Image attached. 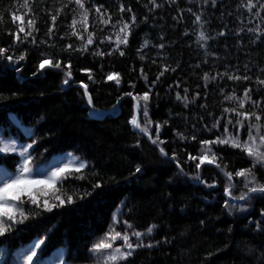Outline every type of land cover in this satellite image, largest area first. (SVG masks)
Segmentation results:
<instances>
[{
  "label": "trees",
  "instance_id": "1",
  "mask_svg": "<svg viewBox=\"0 0 264 264\" xmlns=\"http://www.w3.org/2000/svg\"><path fill=\"white\" fill-rule=\"evenodd\" d=\"M252 2L259 7L264 0ZM22 3L23 0H0L3 17L0 47L12 45L13 37L8 33L15 32L17 24L12 23L11 12H25L19 7ZM66 3L68 0H29L31 15L36 18L38 31L34 35L38 46L29 41L14 49L17 56L27 51L26 60L18 65L22 66L19 76L24 82L17 79L18 74L6 60H0V95L7 98L0 105V127L4 129V138L15 137L19 145L37 141L31 151L40 168L54 157L67 153L87 162L88 167L83 170L85 179L69 177L64 181L65 199L75 189L92 191L97 181L103 186L85 200L54 208L51 212L44 211L18 226L22 231L0 237L3 241L0 243V264H24V254L38 239L45 241L36 258L38 264H65V261L66 264H97L90 247L103 238L117 212L116 231L125 230L124 221L142 232L156 224L158 227L151 236L144 237V243L159 242L151 249H137L126 262L117 264H264V222H261L264 221L261 215L264 197L234 201L237 207L229 214L225 207L228 181L224 174L214 165L205 164L200 170L204 183H200L192 178L197 171L195 163H185L189 153L197 155L200 152L201 140L214 139L223 133V126L218 131L208 132L205 125L211 126L213 117H220L224 107L236 106L235 102L225 101L224 95L235 90L236 95L242 97L244 89L250 88L253 100L264 98V86L255 82L257 77L264 79V10L256 16V9L249 13L246 7H238L241 3L246 5L248 0H218L215 7L203 0H176L175 4L157 0L162 7L151 12V5L145 7L148 0H86L85 6L89 9L93 3L103 4L112 16V23L121 16L130 22L134 13L136 24L127 47L120 46V51L125 53L123 56L120 51L103 57L93 56L97 47L107 53L116 46L111 24H100L93 9L88 32L93 33L94 43L87 52H74L69 56L61 49L69 43L74 47L81 44L75 36L66 35L71 32L68 25L73 16L79 19L78 11H73L74 4L63 8L57 17L52 39L47 44H39L47 39L51 15ZM121 3L126 8L131 7L132 13H120ZM189 8L191 12L187 11ZM193 13L201 15L203 26L194 23ZM249 28L256 31L249 32ZM222 30L226 35L217 36ZM201 31L217 38L198 43ZM109 36L111 44L107 40L101 44V40ZM86 38L87 33H84ZM161 43L165 47H159ZM200 43H206V47H200ZM53 44L55 47L49 46ZM12 51L10 49L8 54ZM206 51L210 55L206 56ZM42 52L65 64L71 61L72 77L68 85L63 84L64 73L58 69H47L43 75L33 76L43 58ZM165 65L176 70L165 72L150 93L149 118L153 124L144 134L129 123L134 114V102L123 94L148 91L141 78V69L147 74V84H151ZM85 69L90 71H82ZM226 69L239 75L247 74L252 79L230 81L225 77L207 84L203 79L205 72L214 76ZM108 73H118L120 83L108 80ZM89 74L95 82L88 79ZM81 81L88 85L93 106L88 105ZM133 83L135 89L131 87ZM185 89H188L187 94ZM177 93L181 97L187 95L189 101L195 100L185 107L184 102L176 99ZM245 109L253 110L250 104H246ZM95 112L104 114L96 116ZM8 113L15 114L17 120L10 121ZM136 114L144 126L142 112ZM260 114L264 117V111ZM260 123L264 125V119ZM156 124L162 125L159 139L164 143L159 147L149 139V136L153 139L157 136ZM177 133L188 140H180ZM193 135L196 140L191 139ZM247 135L246 124L241 137L246 139ZM160 147L167 156L161 155ZM214 150L223 157L220 164L221 167L226 165L228 172L252 167L251 159L238 149L217 146ZM174 152L187 175L180 174L176 161L171 159ZM14 161H17L15 155L7 157L9 168L14 167ZM137 165L142 172L131 175ZM254 174L264 183V166L257 165ZM233 182L236 187L232 196L246 191L243 178L234 177ZM213 184L214 187H207ZM20 187L36 195L41 202L47 198L55 203V195L61 194L57 191L58 185L48 183L25 182ZM121 201L125 202L122 209ZM241 206L246 211H241ZM25 207L33 206L29 203ZM257 222H261V231H257ZM122 243L117 240L114 247Z\"/></svg>",
  "mask_w": 264,
  "mask_h": 264
},
{
  "label": "snow or ice",
  "instance_id": "2",
  "mask_svg": "<svg viewBox=\"0 0 264 264\" xmlns=\"http://www.w3.org/2000/svg\"><path fill=\"white\" fill-rule=\"evenodd\" d=\"M218 0H203V3L208 4L211 3L213 7L216 6ZM169 3L175 4L176 0H169ZM70 4H74L76 7L73 9L74 12L78 11L79 19L74 15L71 21V24L68 27L71 29L67 36H75L77 39L81 41L79 47H74L71 43L65 45L61 51L67 52L69 56H71L74 52H80L83 54L87 52L89 46L94 43L93 33L88 32V27L90 23V15L92 10L94 9L95 13L99 18V23L102 25H109L114 30V35L116 36L115 48H112L111 51L105 53L97 47L95 51L92 52L93 56L103 57L105 55H113L115 52L120 51V46L124 45L127 47L129 41V35L133 31V25L136 24V16L132 13L131 7H125L122 3L119 7L120 13H132L131 20L125 21L123 16L120 17L115 23H112V16L108 12V10L104 7L103 4H92V9L87 8L86 0H68V3L62 5L61 8L57 9L55 15H51L52 25L48 28L47 39L39 41V44H47L49 40L55 35V27L57 17L63 11V8L68 7ZM149 11H153L156 8L162 7L161 4L157 3V0H148V4L145 7H148ZM20 8L25 9L26 11L17 14V12H11V19L13 24H17V28L15 32L9 31V35L13 37V43L9 46V48L0 47V60H6L8 62V66L12 67L13 70L18 74L17 79L21 82H24V78L19 76V73L22 70V66L20 65L21 61L26 60L27 51L21 52L18 56L15 55V48H18L20 45L31 42L32 45L38 46V42L35 38L34 33L38 31L36 29V18L31 15L32 8L29 4V0H23V3L19 5ZM238 7H246L248 12L251 13L253 9H256V16H260V11L264 10V3L259 4L257 7L256 3H253L252 0H248V3L245 5L241 3ZM19 11V9H17ZM180 11H184L181 9ZM187 11L191 12L192 9L189 8ZM194 23L200 24L203 26V21L201 15L195 14ZM231 15V13H229ZM30 17L26 20L25 18ZM173 19H177V17H173ZM147 20V17H145ZM0 22H3V17L0 15ZM19 22V23H17ZM118 28V31H115ZM103 30V29H101ZM249 32L256 31L255 29L249 28ZM84 33H87L86 40L84 39ZM187 35V33H185ZM226 35L225 31H220L217 36ZM65 38V37H62ZM217 37H209L205 34L204 31L199 33L197 37V42L207 41L208 39H216ZM259 38V37H258ZM107 40L111 44V38L105 37L101 40V44H103ZM148 41H145L147 44ZM51 47H55V45H49ZM200 47L205 48L206 43H200ZM141 47H144L142 45ZM159 47L163 48L165 45L161 43ZM12 49V54H8L9 50ZM139 52V50H138ZM125 53L120 51V55L123 56ZM205 55H210L207 51ZM43 57L37 66L36 72L33 73V76L37 74L43 75L47 69H58L64 73L65 79L63 80L64 85H68L71 82L72 72H71V61L67 64L63 63L59 59H54L51 54L41 53ZM140 59H144V56L141 55ZM207 63V60L204 61ZM155 63V60L153 61ZM196 67H199L197 65ZM247 68V66H245ZM175 71V68L169 69L167 65L163 66V70L157 75L156 80L152 81L151 84H147L148 77L147 74L141 69V78H143L148 86V91L143 92L142 94H134V92L130 91L124 93L123 96L131 97L134 102V114L131 116L129 123L133 127V129H138L139 132L147 134L149 128L152 126L153 122L149 118V101H150V93L153 91L155 85L159 82L160 78L164 76L167 71ZM82 71H90V70H82ZM227 78L230 81H250L252 78L245 74L239 75L236 72H230L229 70H225V72H218L214 76H210L209 73L205 72L203 79L206 82L215 81L217 79ZM88 79L93 81L92 74H89ZM108 80H115L117 84L120 83L119 74L118 73H108ZM258 85L264 86V79H260L257 77L255 81ZM179 85H177L178 87ZM80 87L84 89V96L87 98V102L89 106H93L92 97L88 92V85L84 84L82 81L80 82ZM133 89H135L136 85L133 83L131 85ZM171 87V86H170ZM187 94L188 89L184 90ZM221 94H224V89L221 88ZM14 96L16 93L13 94ZM123 96L120 99H123ZM7 98L3 95H0V105L3 104L4 100ZM176 99L184 102L185 107L188 106L189 103L194 102L189 101L187 95L181 97L179 93H177ZM224 100L227 102H235V107H224L223 112L220 117H213V123L211 126L205 125V130L208 132H212L213 130H219L221 126H223V133L219 136H216L214 139H204L200 141L201 150L197 155L188 154L187 160L185 163L194 162L196 168V174L192 178L197 180L200 183H204L201 178V168L203 165H214L218 168L226 177L228 183L225 187V207L229 209V214H231V209L236 208L237 205L234 201H248L253 199L255 196L264 197V183H261L257 180V177L254 174V169L257 165L264 166V125L260 123L264 117L260 114L261 111H264V98L260 100L252 99V90L250 88L244 89V94L242 97L236 95L235 90L232 93L224 95ZM119 103V100L118 102ZM250 104L252 106V111H248L245 109V105ZM115 107V106H114ZM205 107V106H201ZM137 112H142L145 124L142 126L138 120ZM211 115V114H209ZM8 119L10 121H16L17 117L13 113H8ZM253 119L256 121L253 123ZM165 124L167 121L164 122ZM247 124L248 135L246 139L241 137V130ZM162 125L156 124L155 131L157 136L153 139L149 136L151 142L157 147L160 144H163L164 141L159 139V134L161 132ZM4 129L0 127V237H5L7 233H12L13 231H22L18 226L25 225L27 221L35 218L42 214V212H51L54 208H61L65 205H72L76 203L77 200H85L87 197L91 196L97 188H101L103 185L100 181H97L92 185V191H83L80 192L78 189L73 191V194H67L65 199V191L63 190V184L66 179L78 178L85 179V175L83 174V170L88 167L86 161L81 160L79 157L74 156L72 153L65 154L67 162L61 161V163L52 165L49 169L45 171H41L40 165L37 163L36 158L32 155V149L37 141H32L31 144L28 145H19L17 138L9 137L6 141L3 137ZM177 136L182 141H187L188 138L185 137L182 133H177ZM192 140H196L197 137L193 135L191 137ZM217 146H227L232 149H238L241 153L245 154L252 161V167L247 169H239L234 173L226 171V165L221 167L220 161L223 159L222 156L218 155V153L214 150ZM161 155L167 156L163 147H160ZM9 155H15L17 157V161H14V167L9 168L6 160ZM172 160L176 161L177 168L179 169V173L183 175H187L183 171V168L180 166V162L177 158L176 153L174 152ZM142 168L140 165H137L135 171L131 173V175H135L136 173H141ZM42 177V179H41ZM234 177L243 178L244 188L246 191L241 192L239 196H232V190L235 189L236 185L233 182ZM114 180V178H113ZM27 183L33 184H52L53 186H59L57 191H60L61 194L55 195V203L50 202L49 199L45 198L42 202L41 200L27 189L21 188L20 185ZM213 185H207V187L212 188ZM26 197V199H25ZM31 204L32 208H26L27 204ZM125 202L121 201V209ZM241 211H246V208L243 206L240 207ZM262 217H264V210L261 213ZM264 222V221H261ZM257 222V231H261L260 223ZM118 212L113 215V222L109 225L108 231L104 233L103 238L94 242L90 247V252L95 255L97 259V264H117L120 261H127L130 257H132L137 249L141 248H154L156 243L159 242H149L147 244L144 243L145 236H151L154 232V229L158 227L156 224H152L149 226L146 231H138L134 230L133 225L128 221H124L125 230L123 232L116 231V226L118 225ZM204 222L201 221V224ZM231 231V229H229ZM135 238V242L133 241ZM117 240L123 241L122 245L115 246L114 243ZM3 243V241H0ZM45 241L43 239L34 240L29 246L27 252L24 254V264H38V260L36 258L39 257L42 251V245H44ZM66 264V261H65Z\"/></svg>",
  "mask_w": 264,
  "mask_h": 264
},
{
  "label": "rangeland",
  "instance_id": "3",
  "mask_svg": "<svg viewBox=\"0 0 264 264\" xmlns=\"http://www.w3.org/2000/svg\"><path fill=\"white\" fill-rule=\"evenodd\" d=\"M6 141L8 140V139H6V138H4ZM61 161H63V162H67V159H66V156L65 155H61V156H57V157H54L52 160H51V162L50 163H48V165H46L45 167H41L40 169H41V171H45V170H47V169H49L52 165H56V164H59V163H61ZM42 178V177H41Z\"/></svg>",
  "mask_w": 264,
  "mask_h": 264
},
{
  "label": "water",
  "instance_id": "4",
  "mask_svg": "<svg viewBox=\"0 0 264 264\" xmlns=\"http://www.w3.org/2000/svg\"><path fill=\"white\" fill-rule=\"evenodd\" d=\"M96 116H102L104 113H97V112H95L94 113Z\"/></svg>",
  "mask_w": 264,
  "mask_h": 264
}]
</instances>
